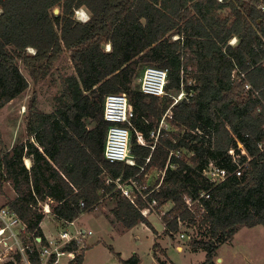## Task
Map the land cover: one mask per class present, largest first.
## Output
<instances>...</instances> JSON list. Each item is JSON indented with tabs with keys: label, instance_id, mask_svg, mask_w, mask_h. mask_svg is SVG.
Segmentation results:
<instances>
[{
	"label": "trees",
	"instance_id": "trees-1",
	"mask_svg": "<svg viewBox=\"0 0 264 264\" xmlns=\"http://www.w3.org/2000/svg\"><path fill=\"white\" fill-rule=\"evenodd\" d=\"M254 1L264 0H0V108L28 87L20 65L35 82L67 51L75 71L61 77L52 112L30 99L25 141L7 148L0 139V193L5 184L14 191L5 206L25 224L30 264H41L32 242L40 236L44 243L46 200L62 223L109 198L112 221L155 232L137 208L141 193L129 186L132 202L119 187L129 179L147 182L142 194L151 191L146 198L158 207L170 203L160 215L165 233L180 223L195 229L190 248L205 252L196 264H217L218 247L240 227L264 226V23ZM81 7L84 21L74 16ZM148 65L167 69L161 97L134 85ZM109 93H125L133 112L134 164L103 155ZM210 164L227 169L223 180L204 175ZM85 248L63 247L74 252L70 264H82ZM20 259L15 251L0 264ZM121 261L140 264L136 254Z\"/></svg>",
	"mask_w": 264,
	"mask_h": 264
},
{
	"label": "rangeland",
	"instance_id": "rangeland-1",
	"mask_svg": "<svg viewBox=\"0 0 264 264\" xmlns=\"http://www.w3.org/2000/svg\"><path fill=\"white\" fill-rule=\"evenodd\" d=\"M88 15L83 7L74 11L75 19L80 21L86 20ZM20 68L28 80V87L22 94L0 108V139L7 148L25 141L28 137L25 126L30 99L34 97L37 110L45 113L52 112L55 109L53 97L62 90L61 77L75 73L67 51L61 54L44 78L35 82L22 65ZM138 82L137 78L134 85L137 86ZM174 95L177 97L178 92ZM165 124H167L166 121ZM87 126L90 127L91 124ZM24 163L28 164V159H24ZM3 192V194L0 193V207L5 206L8 199L14 196V191L9 184H5ZM44 204L45 202L41 203L42 207ZM111 206V199L106 198L98 204L97 208L83 212L76 221V224L82 226L84 230L91 231V234L86 237L87 242L83 239L79 243L80 246L86 247L82 264H123L121 259H127L133 254L139 258L140 264H196L204 259V250L190 248V239L194 238L196 233L195 229L187 226L186 223H180L178 231L169 235L170 238L164 236L156 239L153 230L142 223L127 230H122L117 224L113 226L107 216ZM169 206L170 203H167L161 210L166 211ZM161 213L159 212L158 215L152 213L147 217L151 226L159 234L163 231ZM60 226L61 224L58 225L51 215H46L41 222V228L47 235L56 234ZM181 232L185 234L184 237L180 236ZM22 233L21 231L19 236L23 243ZM188 235L190 238L187 237ZM155 241L158 243V259L153 255L152 246ZM9 242L11 241L8 240ZM175 245L184 248L177 250ZM110 247L112 250L109 249ZM163 248L165 254H163ZM0 252L6 253L7 258L13 253L1 243ZM217 257L220 258L217 264H264V226L258 224L253 227H240L230 240L220 244ZM58 264H69V257H61Z\"/></svg>",
	"mask_w": 264,
	"mask_h": 264
},
{
	"label": "built area",
	"instance_id": "built-area-1",
	"mask_svg": "<svg viewBox=\"0 0 264 264\" xmlns=\"http://www.w3.org/2000/svg\"><path fill=\"white\" fill-rule=\"evenodd\" d=\"M223 1V0H218ZM253 4L262 14L261 21L264 23V1H254ZM237 38L233 36L228 43L234 45ZM109 44L106 45V50H109ZM30 52H34L33 49H28ZM139 90L147 95L163 96L165 95L164 86L167 81V69L157 66L148 65L144 67L141 75L138 77ZM249 85L246 84L248 88ZM184 97V93L180 91L177 97L174 96V103ZM133 116V112L130 108L128 98L125 93H109L105 96L103 102V118L110 123L107 128L103 155L109 161H123L127 164H134V160L129 153V126L130 120ZM162 123V121H161ZM160 123V124H161ZM158 130L152 131L151 136L157 137ZM137 139L140 143H144L140 133H137ZM233 153V150H229ZM172 153H170L171 155ZM179 151H176L175 155H178ZM227 169L218 168L212 164L208 165L203 173L213 182H220L227 174ZM237 175H240V171H236ZM129 186L133 187L137 192L141 193L142 202L138 204V210L144 217L154 213L156 215L161 213V208L157 206V201L154 198L147 199V194H142V190L148 188L147 182L138 183L134 179H129L128 184H119L124 195L130 198L132 202L133 197L130 195ZM201 196L208 197V193H203ZM45 202L43 212H48V204ZM187 203L190 205V199H187ZM83 205V203H80ZM162 211L161 214H163ZM71 226L72 230L68 227ZM25 232V224L17 217V215L11 211L7 206L0 207V243L12 250L13 252L19 251L21 259L17 264H30L28 257L25 254V250L28 245H24L20 240V233ZM91 231L84 230L78 227L74 220L65 221L61 223L58 235L56 237H44V243L41 244V237L34 236L32 244L39 246L38 255L41 264H48V261L52 258L51 264H57L60 256L67 254L71 258L74 257L73 251L64 250L63 247L71 241H76L79 244L87 235H90ZM181 237H184L183 232L180 233ZM190 237L189 235L187 236ZM8 240L11 242L8 243ZM7 254L0 252V263L7 259ZM10 257V256H9Z\"/></svg>",
	"mask_w": 264,
	"mask_h": 264
},
{
	"label": "crops",
	"instance_id": "crops-1",
	"mask_svg": "<svg viewBox=\"0 0 264 264\" xmlns=\"http://www.w3.org/2000/svg\"><path fill=\"white\" fill-rule=\"evenodd\" d=\"M28 161H29V163L27 164L28 166H29V164H30V160L28 159ZM27 166V167H28ZM50 202V200H46L45 202H47L46 204H48V208L47 209H49L48 210V212H44V217L46 216V215H51L55 220H56V222L58 223V225H60L61 224V222H59L57 219H56V217L51 213V210H50V206H49V202ZM98 206V205H97ZM97 206L95 207V208H97ZM94 208V209H95ZM105 213V212H104ZM107 214V213H106ZM81 215V214H80ZM80 215L76 218V219H74V222H75V224H76V221L79 219V217H80ZM107 216H108V218H109V220L111 221V223H112V225L114 226V225H118V226H120V228L122 229V230H127V229H125V228H123L122 227V225L119 223V222H117V221H112V219H113V217H112V215H111V213H110V211L108 212V214H107ZM44 217H43V219H44ZM43 219H42V221H43ZM148 219V218H147ZM41 221V222H42ZM149 221V220H148ZM140 223H138V224H136L135 226H137V225H139ZM142 224H144V223H142ZM77 225V224H76ZM78 227H81V228H83L82 226H79V225H77ZM135 226H133V227H135ZM70 227V226H69ZM133 227H131V228H133ZM40 228H41V223H40ZM119 228V227H118ZM131 228H129V229H131ZM69 229V228H68ZM84 229V228H83ZM154 229V228H153ZM69 230H72V228L71 229H69ZM41 231H42V234H43V236L44 237H56L57 235H58V231H57V233L56 234H54V235H47L46 233H44L43 232V230H42V228H41ZM155 231V230H154ZM154 235H155V238L157 239V238H162V237H164V236H168L169 237V235L167 234V233H165L164 232V230L162 231V233H158L157 231H155L154 232ZM88 236V235H87ZM86 236V237H87ZM84 238V240H85V242H87V238ZM170 238V237H169ZM155 242H157V241H155ZM154 242V243H155ZM87 244V243H86ZM158 244V243H157ZM176 246V249L177 250H179V248H184L183 246H177V245H175ZM152 249H153V246H152ZM85 250H86V248H85ZM85 250H84V253H85ZM183 250V249H182ZM84 253H83V260H84ZM156 254H157V256H158V253H157V248H156ZM163 254H165V249L163 248ZM153 255H154V249H153ZM63 256H68L69 257V264H70V261H71V257L69 256V255H67V254H64V255H62V256H60L59 257V259L61 258V257H63ZM154 257H155V255H154ZM156 258V257H155ZM59 259H58V262H59ZM157 259V258H156ZM58 262H57V264H58ZM82 263H83V261H82Z\"/></svg>",
	"mask_w": 264,
	"mask_h": 264
},
{
	"label": "water",
	"instance_id": "water-1",
	"mask_svg": "<svg viewBox=\"0 0 264 264\" xmlns=\"http://www.w3.org/2000/svg\"><path fill=\"white\" fill-rule=\"evenodd\" d=\"M53 12L55 13V14H58V12H59V9L58 8H55L54 10H53ZM218 261H220V258H216V262H218Z\"/></svg>",
	"mask_w": 264,
	"mask_h": 264
},
{
	"label": "bare ground",
	"instance_id": "bare-ground-1",
	"mask_svg": "<svg viewBox=\"0 0 264 264\" xmlns=\"http://www.w3.org/2000/svg\"><path fill=\"white\" fill-rule=\"evenodd\" d=\"M48 210V209H47Z\"/></svg>",
	"mask_w": 264,
	"mask_h": 264
}]
</instances>
